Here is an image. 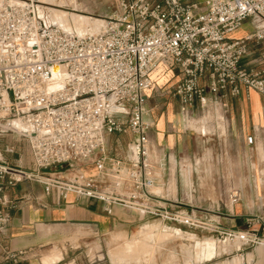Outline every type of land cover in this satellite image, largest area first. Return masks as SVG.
Here are the masks:
<instances>
[{
  "label": "built area",
  "instance_id": "2783aa9c",
  "mask_svg": "<svg viewBox=\"0 0 264 264\" xmlns=\"http://www.w3.org/2000/svg\"><path fill=\"white\" fill-rule=\"evenodd\" d=\"M68 2L0 0V136L28 141L33 165H9L0 152V234L10 222L3 191L24 180L42 182L46 194L60 199L74 193L101 201L110 215L122 205L163 223L207 228L194 210L176 211L174 202L152 191L147 92L164 64L181 74L175 94L187 117L193 105L205 108L210 94L221 91L255 90L264 106V73L243 62L252 43H264V0H118L102 32L85 36L48 20L51 9L71 7ZM246 24L247 34L235 37ZM106 132L133 136L130 157L108 153ZM63 165L68 168L59 170ZM87 167L97 175H87ZM229 198L238 203L241 194ZM245 221V229L219 232L234 245L232 253L264 243L251 229L261 224L264 233L263 217Z\"/></svg>",
  "mask_w": 264,
  "mask_h": 264
},
{
  "label": "crops",
  "instance_id": "0c3cea01",
  "mask_svg": "<svg viewBox=\"0 0 264 264\" xmlns=\"http://www.w3.org/2000/svg\"><path fill=\"white\" fill-rule=\"evenodd\" d=\"M204 1L199 0L201 3ZM76 5L78 7V0ZM247 25L249 26L246 24L244 27ZM244 27L234 36H245L250 27L248 30ZM243 62L248 68L264 73V43H252L249 55ZM152 79L153 86L147 92L144 118L153 125L149 132L148 164L155 176V188L159 190L156 193L161 198L174 202L173 208L176 211L187 212L192 209L198 215L201 210L200 218L207 224V229L212 228L218 235L220 231L245 229V219L251 215H261L264 219L262 95L255 90L246 89L238 95H231L228 91H221L218 96L210 94V98L218 99L223 104V111L227 116V142L222 145L219 142L215 157L214 153L210 154L208 151L211 142L199 139L188 126L187 116L181 111L180 101L175 94V87L181 79L179 70L161 64L153 72ZM207 115L211 119V115ZM222 118L225 120L218 113V119ZM206 121L211 129L207 116ZM249 136H254L252 144L247 142ZM105 137L111 156L130 157L128 146L133 139L130 133L106 132ZM22 144L14 135L0 136L1 155L9 165L32 169L31 153H24L25 145ZM6 145H13L15 153H6ZM89 169L87 167L85 171ZM93 169L95 172L87 175L96 176L97 170ZM194 173H204L201 185L196 186L192 181ZM236 190L241 194V200L232 203L229 196ZM3 195L9 202L5 211L10 215V222L6 233L0 234V264H42L37 250L59 236L56 232L50 233V229L55 230L63 225H83L90 227L96 235H104L115 230L131 231L133 226L153 218L142 216L122 205H116L110 215L106 213L103 202L78 199L74 193H69L66 199H60L54 191L46 194L44 184L39 181L24 180L13 186H6ZM159 225L158 223L157 226ZM147 228L140 232V236L145 234ZM251 229L264 240L261 224L255 223ZM176 230L181 231L175 229V232ZM209 239L215 241V258L224 249L214 238ZM164 240L166 239L157 240V245ZM229 250L234 251V247ZM238 255L240 256H234L231 261L223 264H231L235 257L239 264L250 260L253 264H264V248L263 251L260 250V245L245 249ZM65 256L69 257L67 253L62 256L59 250L51 251L44 254L43 264L46 260H50L49 264H59ZM122 261V264H126L129 259L127 262L124 259ZM111 262L114 264L115 260Z\"/></svg>",
  "mask_w": 264,
  "mask_h": 264
},
{
  "label": "rangeland",
  "instance_id": "374dc122",
  "mask_svg": "<svg viewBox=\"0 0 264 264\" xmlns=\"http://www.w3.org/2000/svg\"><path fill=\"white\" fill-rule=\"evenodd\" d=\"M45 1L53 2L54 0ZM191 1L199 2V0ZM63 2L65 1H60L61 4ZM66 2L68 3V1ZM78 2V7L76 5V0H72V3L74 4L70 5L71 7L75 6L77 10H72L71 7L60 10L69 12V14L76 13L85 15L87 16L86 19L94 21L93 24L98 22L102 25H104V16L114 13L118 4V0H78ZM244 28L248 30L249 26L247 25ZM223 110V104L218 99H208L205 108H202L198 103L193 105L192 111H190V114L187 117L188 120H199L207 113L211 115V119L210 116L207 115V118L211 122V129H208V134H200L192 128L191 130L199 137V139H208L211 142L208 151L210 154L214 153L215 157H217L216 150L219 142L221 141V145L224 144V142H227V116ZM218 113H221L225 120H219ZM220 121L221 123H219ZM200 122L202 123L201 128L197 130H201L204 126H208L206 118L203 119V121L200 120ZM6 135H9L10 137L12 134L7 133ZM224 139L225 141H223ZM20 142L25 145L23 147V152L27 154V152L30 151L28 141L21 140ZM67 168V165L58 167L59 170H66ZM94 172L95 170L93 167H90L87 172L85 171L86 174ZM203 174L204 173H194L192 181L195 182L196 186L202 184ZM152 191L156 193L155 187L152 188ZM200 212L201 210L198 211L199 217L201 214ZM158 223L160 224L159 226H157ZM145 227H148L145 230V234L140 236V232L144 230ZM165 228L169 230V233ZM175 229H180L182 232L176 230V233ZM55 232L58 233L59 236L37 250L39 261L42 264L44 254L54 250H59L62 253V256H64L65 253L69 255V257L65 256V259H61L59 264H112L111 260H113L114 257L116 262H119V260H116L118 258L121 259V262H123V259H129V262L126 261V264H209L210 262L211 264H222L231 261L234 256H240L236 252L232 253L229 249H233L234 245L228 241L224 242L223 238L219 237L220 235H218V233L212 228L210 230L201 226L198 228H189L181 223H163L154 218L146 219L139 225L133 226L131 231L128 232H125L124 230H115L109 231L104 235H96L90 227L83 225H63L55 230L50 229V233L53 234ZM209 238H214L224 251L211 261L197 262L198 246L196 243L205 241L215 243L213 239ZM160 239L166 240L157 245V240ZM154 244H156L155 247ZM263 248L264 243H261L260 250L263 251ZM236 258L237 257L234 258L231 264H239Z\"/></svg>",
  "mask_w": 264,
  "mask_h": 264
},
{
  "label": "bare ground",
  "instance_id": "6f19581e",
  "mask_svg": "<svg viewBox=\"0 0 264 264\" xmlns=\"http://www.w3.org/2000/svg\"><path fill=\"white\" fill-rule=\"evenodd\" d=\"M60 1H63V0H60ZM60 1L54 0L53 2H56L57 4L58 3L61 4ZM64 1L66 2L68 0H64ZM47 2H52V1H47ZM65 2H63L62 4H64ZM86 17L87 16L82 15V14H76V13L69 14V12H66L60 9H55V8L51 9L50 14L48 15L49 21L51 23L57 24L65 31L76 33L79 36L94 35V34H98L102 32L105 26L104 20H103L104 25L98 22H95L93 24L94 21L86 19ZM206 116L207 114L199 120H189L188 126L194 129L195 131L199 132L200 134H203V135L208 134V129H209L208 126H204L201 130H197L201 128L202 123L200 122V120L203 121V119L206 118ZM221 120H223V118ZM12 122L10 123L17 128L20 127L19 129L25 128V125H23V123L19 120H14ZM219 123H221V121ZM155 189H156V192L159 191L157 188ZM196 245L198 246L197 262L211 261L212 259H214L213 251L215 252L216 248L213 242L205 241V242L196 243ZM124 250L126 251L125 248ZM113 260H115V258H113ZM116 260H119V262L115 261L114 264H122V262L120 261L121 259L118 258ZM49 263H50V260L45 261V264H49ZM209 264H211V262Z\"/></svg>",
  "mask_w": 264,
  "mask_h": 264
}]
</instances>
